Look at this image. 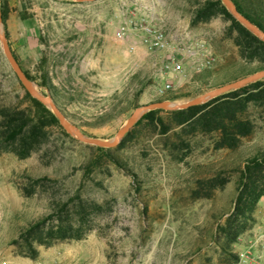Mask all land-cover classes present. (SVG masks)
<instances>
[{"label":"rangeland","instance_id":"obj_1","mask_svg":"<svg viewBox=\"0 0 264 264\" xmlns=\"http://www.w3.org/2000/svg\"><path fill=\"white\" fill-rule=\"evenodd\" d=\"M2 4V28L21 68L87 137L111 140L137 106L157 98L188 93L170 101L183 103L248 76L242 74L236 48L221 38L224 21L190 24L191 0H2ZM107 11L110 15L105 16ZM21 14L27 18L22 20ZM141 18L178 40L203 41L213 54L212 66L194 73L187 62L181 76H156L152 63L159 54L147 55L142 47L143 52L129 53L137 39L130 30L125 29L123 40L116 38L125 23ZM92 49L96 52L91 56ZM108 49L110 55L105 54ZM41 56L51 91L37 84ZM90 57L97 58V64L81 63ZM165 80L173 89L159 95ZM21 87L0 48V104L17 103ZM255 124L254 133L234 152L213 151L207 138L192 137V153L182 163L169 159L161 150L162 137L143 127L123 149L109 148L122 166L106 157L97 159L96 146L57 131L27 159L1 155L0 258L17 264H218L211 238L232 207L238 181L234 166L239 158L264 149V122L259 119ZM219 170L228 176L224 188L215 190L211 199L193 201L190 192L196 179ZM28 177H46L48 187L36 188L27 198L22 189L28 186ZM75 194L101 207L89 217L83 238L39 246L35 259L19 255L11 243L18 229L48 214L51 201ZM255 220L245 239L235 244L236 253L264 230V198Z\"/></svg>","mask_w":264,"mask_h":264},{"label":"trees","instance_id":"obj_2","mask_svg":"<svg viewBox=\"0 0 264 264\" xmlns=\"http://www.w3.org/2000/svg\"><path fill=\"white\" fill-rule=\"evenodd\" d=\"M231 1L239 13L264 32V0ZM0 8L4 22L2 0ZM190 16L193 26L208 23L214 18L226 23L221 38L229 40L236 48L242 61L243 75L264 69V42L237 22L220 0H191ZM26 18L21 14L22 20ZM45 64L46 59L41 56L37 65L41 69V82L37 84L51 91L53 87L48 83V73L43 70ZM23 71L30 81H35ZM21 88L23 93L17 103L0 104V156L11 154L24 160L46 146L54 131L66 138L71 137L48 108ZM188 96V93L174 92L154 101H175ZM262 111L264 79L184 110L148 111L124 135L115 149H123L127 142L134 140L138 128L143 127L161 136V150L169 159L179 163L192 153L191 138L197 135L207 138L213 151L234 152L244 139L254 133L255 121L261 119L264 122ZM170 133L175 136L173 139L168 136ZM95 150L99 153L97 159L106 157L122 166V162L110 154V149L95 147ZM237 161L234 171L237 172L238 181L231 210L216 225L211 238L218 264H237L239 257L234 246L254 227L255 212L264 198V149H257ZM28 180V186L22 189L27 198L33 196L36 188H47L49 183L46 177H28ZM228 181V176L222 170L209 177L197 178L190 197L193 201L211 199L212 193L224 188ZM100 208L95 203L87 204L78 194L65 201L53 200L50 202V212L20 227L11 243L19 255L35 259L39 246L48 248L56 243L81 240L88 229L89 217Z\"/></svg>","mask_w":264,"mask_h":264},{"label":"built area","instance_id":"obj_3","mask_svg":"<svg viewBox=\"0 0 264 264\" xmlns=\"http://www.w3.org/2000/svg\"><path fill=\"white\" fill-rule=\"evenodd\" d=\"M125 29H130L137 34V39L128 47L129 53H135L139 47L144 49L147 55L159 54L160 59L152 63V68L159 78L167 75L181 76L184 74V63H189L194 73H200L212 66L214 57L210 49L203 41L188 42L172 39L160 27L151 20L141 18L136 21H128L117 33L116 38H125ZM172 83L165 80V84L158 89V94L163 95L172 90ZM237 264H264V230L254 234L250 245L237 253ZM0 264H17L0 258Z\"/></svg>","mask_w":264,"mask_h":264},{"label":"water","instance_id":"obj_4","mask_svg":"<svg viewBox=\"0 0 264 264\" xmlns=\"http://www.w3.org/2000/svg\"><path fill=\"white\" fill-rule=\"evenodd\" d=\"M77 2H92L95 0H76ZM226 10L230 13V15L239 22L244 28H246L249 32L255 35L258 39L264 42V32L259 29L256 25L250 22L246 17H244L239 11H237L235 5L231 0H220ZM0 48L3 52V55L12 69L14 75L20 82L23 89L34 99L39 101L42 105L48 108L53 115L58 120L62 129L70 136L75 138L76 140L83 142L88 145L100 147V148H114L118 145L120 140L124 137V135L135 125V123L148 111L161 109L164 111H176V110H184L193 106H197L203 103H206L228 91L239 89L247 84L253 83L260 79L264 78V69H261L255 73H252L248 76L240 78L238 80L232 81L215 89L209 90L203 93L200 96L192 98L183 103L170 102L166 100L161 101H153L148 104L137 106L125 123L117 130L115 135L111 140H101L98 138L87 137L85 136L77 126L70 123L64 114L57 107L51 96L46 93H41L37 86L30 81L22 70L19 62L14 57L12 50L10 48L9 42L5 36V33L2 28V13L0 8Z\"/></svg>","mask_w":264,"mask_h":264},{"label":"crops","instance_id":"obj_5","mask_svg":"<svg viewBox=\"0 0 264 264\" xmlns=\"http://www.w3.org/2000/svg\"><path fill=\"white\" fill-rule=\"evenodd\" d=\"M82 14H85L86 12L85 11H82L81 12ZM120 13V12H119ZM107 15H110V12L109 11H107L106 13H105V16H107ZM120 15H122V14H120ZM107 25V24H106ZM128 30H130V29H128ZM130 32H132V31H130ZM133 33V32H132ZM168 36H170L172 39H179L176 35H171V34H168ZM138 50L140 51V52H143V49H140V48H138ZM95 52H96V50L95 49H92V50H89V55L91 54V56H92V53H93V55L95 54ZM107 52V53H106ZM110 50L108 49V50H106L105 51V54H107V55H110ZM12 53H13V51H12ZM13 55L15 56V54L13 53ZM18 61V60H17ZM98 60H97V58H94V60L90 57L89 59H87V60H85V61H81V63L82 64H90V65H92V64H97L96 62H97ZM22 70H24L23 68H22ZM245 235H243L239 240L241 241H243V239H245ZM246 249V248H245ZM245 249H243V250H245ZM242 250V251H243Z\"/></svg>","mask_w":264,"mask_h":264}]
</instances>
